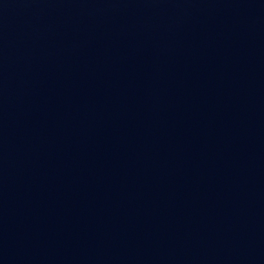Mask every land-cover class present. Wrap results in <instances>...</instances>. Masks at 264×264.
<instances>
[{
	"label": "water",
	"instance_id": "95a60500",
	"mask_svg": "<svg viewBox=\"0 0 264 264\" xmlns=\"http://www.w3.org/2000/svg\"><path fill=\"white\" fill-rule=\"evenodd\" d=\"M0 264H264V0H0Z\"/></svg>",
	"mask_w": 264,
	"mask_h": 264
}]
</instances>
